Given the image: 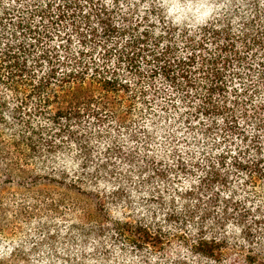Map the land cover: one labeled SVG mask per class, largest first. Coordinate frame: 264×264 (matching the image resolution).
<instances>
[{"label":"trees","instance_id":"obj_1","mask_svg":"<svg viewBox=\"0 0 264 264\" xmlns=\"http://www.w3.org/2000/svg\"><path fill=\"white\" fill-rule=\"evenodd\" d=\"M236 1L178 23L162 0H0V237L46 213L0 264L264 253V0Z\"/></svg>","mask_w":264,"mask_h":264},{"label":"rangeland","instance_id":"obj_2","mask_svg":"<svg viewBox=\"0 0 264 264\" xmlns=\"http://www.w3.org/2000/svg\"><path fill=\"white\" fill-rule=\"evenodd\" d=\"M164 3V6L166 8V12L168 14V16L173 19L175 22L178 23H200L203 22L205 20H207L209 17H207L206 19L202 20V21H197V19L195 17H193V15L191 13H188L187 15L181 17V18H176L172 15L169 14V0H162ZM181 3H188L189 0H180ZM192 2L194 3L195 0H192ZM207 2L211 3L214 7H215V11L217 9H219L220 5H222V3L220 2V0H207ZM243 1H236L234 4L236 5H249L250 0H244ZM214 12L212 14H214ZM211 14V15H212ZM4 176V175H2ZM1 176V177H2ZM44 184H41L40 188L43 190H47V188H52L53 190H63L62 187H54V185H51L48 183V181H44ZM17 182L12 183L10 186H6L4 188V196L8 197L12 202H14L15 204H18L20 202H23V198L24 196L28 195L29 192L24 191L23 187H18ZM249 190V195L250 198L249 200H247V205L251 206L250 208H256L257 207V202L263 201L261 200L264 196V183L263 182H258L254 187L252 186L251 188L248 189ZM17 195L15 199L12 198L11 195ZM245 194V193H243ZM247 196V195H246ZM20 197V198H19ZM12 198V199H11ZM19 198V199H18ZM254 199V200H253ZM17 200V201H14ZM35 203H31L29 206H31L33 208V205ZM141 212V210L139 211ZM15 213V212H14ZM10 216V214H8ZM58 217H60V215H57L52 218V219H56ZM46 217V213L43 214H39L37 213L34 217H32V220H29L28 223H19L18 225H15V223H13L11 221L8 230L4 231L5 234L2 235V237H0V255L6 253L7 251H9L10 249H12L14 246H11L13 243H16L18 241L21 240V242L25 243L26 248H30V246H32V244L34 243V241L37 239L36 236H32V231L34 229V223H39V222H45V219L42 218ZM9 218H7V216H4L2 214V210L0 208V228H2L3 225H5ZM11 219V217H10ZM23 226H25L24 228H22ZM232 237V235H231ZM230 237V240L228 245L225 246L223 248V252L224 254L227 256H233L236 259L234 261L239 262V258L243 259V260H247L249 263L251 264H264V253H261L259 251H255L254 253V247L249 246V243L245 242L244 244L241 243L243 241H239L238 245H236L235 241H233V239ZM13 242V243H12ZM153 251V257L150 261H147V264H169L171 262V260L173 258H166V257H162V254L159 252L158 248H152ZM47 256H48V252L37 256L39 258L40 264H47L48 260H47ZM118 260V259H117ZM126 262V261H125ZM139 260L135 261V264H139ZM175 262V260H173V263ZM172 263V264H173Z\"/></svg>","mask_w":264,"mask_h":264},{"label":"clouds","instance_id":"obj_3","mask_svg":"<svg viewBox=\"0 0 264 264\" xmlns=\"http://www.w3.org/2000/svg\"><path fill=\"white\" fill-rule=\"evenodd\" d=\"M215 11V7L207 0H189L188 3H181L180 0H169V14L181 18L191 13L197 21H202Z\"/></svg>","mask_w":264,"mask_h":264}]
</instances>
